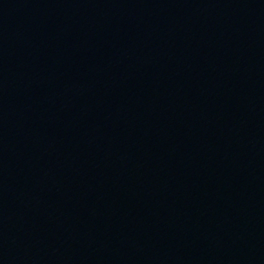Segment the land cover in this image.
Instances as JSON below:
<instances>
[{
    "label": "water",
    "instance_id": "1",
    "mask_svg": "<svg viewBox=\"0 0 264 264\" xmlns=\"http://www.w3.org/2000/svg\"><path fill=\"white\" fill-rule=\"evenodd\" d=\"M0 264H264V0H0Z\"/></svg>",
    "mask_w": 264,
    "mask_h": 264
}]
</instances>
